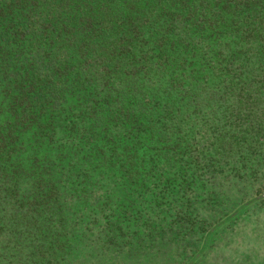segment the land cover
<instances>
[{
  "label": "trees",
  "instance_id": "16d2710c",
  "mask_svg": "<svg viewBox=\"0 0 264 264\" xmlns=\"http://www.w3.org/2000/svg\"><path fill=\"white\" fill-rule=\"evenodd\" d=\"M0 264H264V0H0Z\"/></svg>",
  "mask_w": 264,
  "mask_h": 264
}]
</instances>
